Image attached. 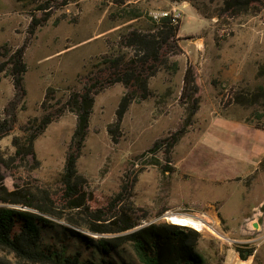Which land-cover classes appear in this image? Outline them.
<instances>
[{
	"label": "rangeland",
	"instance_id": "374dc122",
	"mask_svg": "<svg viewBox=\"0 0 264 264\" xmlns=\"http://www.w3.org/2000/svg\"><path fill=\"white\" fill-rule=\"evenodd\" d=\"M231 1L0 0V125L8 128L7 135L0 134V155L12 171L0 166L5 187L37 198L43 189L54 191L66 153L75 146L77 115L65 110L34 140L33 155H16L13 139L21 137L23 143L36 134L30 123L81 90L80 79L104 58L131 56L133 49L123 46L129 30L146 31L148 17L171 14L179 29L178 52L169 63L176 61L178 71L160 69L149 79V96H136L119 124L115 113L126 93L123 85L94 96L76 174L83 179L91 215L100 220L53 205L61 217L57 223L83 231L67 221L111 227L119 214H127L137 228L164 222L199 232L196 249L205 264H264V157L252 175L222 183L188 178L178 169L186 141L200 135L211 118L264 131V6L237 10L227 5ZM133 12L142 18L127 21ZM22 49L24 97L17 96L9 75L13 56ZM187 67L201 88L193 113L181 98ZM180 130L169 154L163 146L149 152L156 141ZM168 214L192 216L203 228L176 224ZM238 251L251 255L242 260ZM120 261L138 264L129 246ZM0 264L33 263L0 248Z\"/></svg>",
	"mask_w": 264,
	"mask_h": 264
},
{
	"label": "trees",
	"instance_id": "16d2710c",
	"mask_svg": "<svg viewBox=\"0 0 264 264\" xmlns=\"http://www.w3.org/2000/svg\"><path fill=\"white\" fill-rule=\"evenodd\" d=\"M227 5L245 11L264 6V0H232ZM140 18L142 15L139 12H133L127 21ZM146 20L149 24L146 31L136 27L123 36V46L134 51L131 56L121 53L104 58L95 71L80 79L81 90L69 96L65 103H58L62 104L59 109L49 106L40 118L30 123L36 134L27 137L23 143L21 137L13 139L16 155H33L34 140L65 110L77 115L73 135L75 146L66 153L63 171L53 187L54 191L43 189L40 198L19 187L9 191L0 176V248L13 253L18 260L33 264H123L121 256L125 247L129 246L138 264H205L196 249L201 235L189 227L162 222L137 228L140 224L136 225L127 214H119L110 224L111 227L91 222L81 227L67 221L83 229L78 231L57 223L61 217L55 215L52 207L57 205L67 211L80 210L100 220L99 215H91L93 213L88 195L83 190V179L76 174V163L86 137L94 96L115 84L123 85L126 93L115 113L119 124L136 96L140 100L149 96V79L160 69H169L172 73L178 71L176 61L169 63V58L178 52L175 40L178 21L171 14L148 17ZM22 52L23 49L13 56L9 71L20 97L25 95L23 76L26 66ZM182 83L181 98L189 101L193 113L200 101L201 88L191 68H186ZM7 133V126L0 125V134ZM182 134L180 130L168 139L156 141L149 152L163 146L165 154H169ZM0 166L12 172L11 163L2 155ZM238 252L242 260L251 255V251H248V255L245 251Z\"/></svg>",
	"mask_w": 264,
	"mask_h": 264
},
{
	"label": "crops",
	"instance_id": "0c3cea01",
	"mask_svg": "<svg viewBox=\"0 0 264 264\" xmlns=\"http://www.w3.org/2000/svg\"><path fill=\"white\" fill-rule=\"evenodd\" d=\"M186 142L185 156L178 162L180 174L208 184L250 176L264 157V131L219 116Z\"/></svg>",
	"mask_w": 264,
	"mask_h": 264
},
{
	"label": "bare ground",
	"instance_id": "6f19581e",
	"mask_svg": "<svg viewBox=\"0 0 264 264\" xmlns=\"http://www.w3.org/2000/svg\"><path fill=\"white\" fill-rule=\"evenodd\" d=\"M168 218L175 222L176 224H182V225H188V226H192L194 228H203V223L198 220V219H195V218H192L191 217H188V216H184V215H181V214H178V215H167Z\"/></svg>",
	"mask_w": 264,
	"mask_h": 264
},
{
	"label": "built area",
	"instance_id": "2783aa9c",
	"mask_svg": "<svg viewBox=\"0 0 264 264\" xmlns=\"http://www.w3.org/2000/svg\"><path fill=\"white\" fill-rule=\"evenodd\" d=\"M166 15V13L165 14H163L162 16H165Z\"/></svg>",
	"mask_w": 264,
	"mask_h": 264
}]
</instances>
